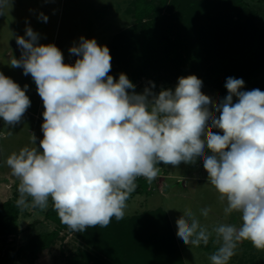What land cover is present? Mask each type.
Returning <instances> with one entry per match:
<instances>
[{"label": "clouds", "instance_id": "1", "mask_svg": "<svg viewBox=\"0 0 264 264\" xmlns=\"http://www.w3.org/2000/svg\"><path fill=\"white\" fill-rule=\"evenodd\" d=\"M9 2L0 0V7ZM40 18L47 22L43 13ZM25 35L16 37L21 57L11 66L30 74L37 86L43 138L39 148L24 147L7 158L20 181L17 207H28L30 197L31 207L45 209L51 198L74 232L107 227L113 217L124 218L138 177L152 182L160 163L175 167L202 158L208 181L226 200L225 213H240L241 224L209 232L186 209L176 220L177 236L199 247L214 232L220 247L210 264H228L243 241L264 250V91H241L244 80L229 76L227 96L214 102L201 91L202 80L189 75L179 77L174 90L138 94L126 74L118 80L109 75L110 50L94 38L80 37L69 48L78 58L67 64L56 45L38 43L31 27ZM27 89L0 73V119L6 125L19 123L30 107Z\"/></svg>", "mask_w": 264, "mask_h": 264}, {"label": "rangeland", "instance_id": "2", "mask_svg": "<svg viewBox=\"0 0 264 264\" xmlns=\"http://www.w3.org/2000/svg\"><path fill=\"white\" fill-rule=\"evenodd\" d=\"M135 1L10 0L0 7V73L11 78L22 89L24 85H28L26 95L31 101L20 122L14 126L6 125L0 119V204L6 200L17 201L19 198L20 181L12 174L6 163L7 158L24 147L39 148V141L43 138L41 125L44 107L37 86L30 74L25 76L22 68L11 66L13 58L21 57V48L16 43V37L24 36L27 39L26 28L31 27L38 34V43L56 45L63 53L64 62L67 64H74L78 58L69 53V48L78 45L80 37L94 38L99 45L109 48L112 58L111 68H113L117 65L116 58L121 50L119 48H124L122 51H125L129 58L135 57L140 51L135 41L131 40L130 44L125 41L137 24L134 15ZM237 1L240 3L231 26L235 27L236 23L247 21L249 25L255 24L259 28H264V0H233L232 3L237 5ZM171 12L168 6L163 8L162 19L166 20ZM41 13L48 17L47 22L40 18ZM241 16L249 20L241 19ZM149 71L148 75L137 77L132 82L136 93H143L145 88H149L153 93L158 94L163 89L174 90L179 77L195 75L201 80L204 77L203 71L195 63L187 65L181 75L168 68ZM201 91L214 102L224 98L218 88L204 83ZM210 110L214 111L211 106ZM32 134L36 137V145L32 143ZM157 166L160 167V173L152 182H148L144 177L137 178L145 180L146 186L140 185L139 187L142 188L139 193L130 194L126 201L124 218L163 209L174 231L179 258L182 260L174 264H210L209 257L220 247L215 233H212L207 245L203 243L199 247L185 245L176 234V220L186 209H191L200 224L212 232V229L220 224H233L239 227L240 213H225L226 200H220L219 193L208 181L202 158H197L194 163L182 162L175 167L163 163ZM27 199L29 206L20 207L18 219L14 223V231L0 237V255L6 257L5 264H68L69 259L74 255L78 256L80 250L86 248L93 250L85 238L96 236L97 227H89L83 232H74L66 228L60 231L58 238L49 247L40 250L37 257L32 259V253L27 248L31 238L38 233L51 231L56 225L45 217L51 198L45 209L31 207V198ZM205 208L210 209L206 217L201 214ZM161 250L163 246H159L156 251L161 254ZM156 264L173 263L157 260ZM228 264H264V250H258L251 242L243 241L238 244L235 255Z\"/></svg>", "mask_w": 264, "mask_h": 264}, {"label": "trees", "instance_id": "3", "mask_svg": "<svg viewBox=\"0 0 264 264\" xmlns=\"http://www.w3.org/2000/svg\"><path fill=\"white\" fill-rule=\"evenodd\" d=\"M135 2L137 24L125 41L129 44L131 40L135 41L140 51L129 58L122 51L124 48H119L117 65L111 68L109 75L118 80L124 73L133 82L137 77L148 75L149 70L161 68L172 69L181 75L187 65L195 63L204 73L202 83L218 88L224 98L228 94L225 82L229 76L244 80L241 91H264V28L249 25L247 21L231 26L240 1L237 5L232 3L233 0ZM167 6L172 12L165 20L161 15ZM233 102H237L236 97ZM135 183L138 185L132 193H139L140 185L146 186V181L141 178ZM19 213L20 207L14 200L0 204V237L14 231ZM45 217L56 226L31 238L27 248L32 259L40 250L49 247L62 229L68 228L59 219L51 199ZM96 227V236L85 238L94 251L88 248L80 250L68 264H156L157 260L174 264L182 261L174 231L163 209L119 221L114 217L107 227ZM159 246H163L161 254L156 251ZM5 263L6 257L0 255V264Z\"/></svg>", "mask_w": 264, "mask_h": 264}]
</instances>
